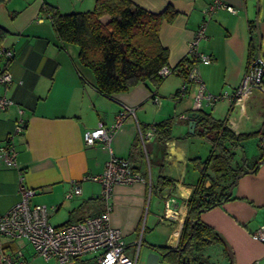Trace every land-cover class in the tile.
I'll list each match as a JSON object with an SVG mask.
<instances>
[{
  "label": "crops",
  "instance_id": "crops-1",
  "mask_svg": "<svg viewBox=\"0 0 264 264\" xmlns=\"http://www.w3.org/2000/svg\"><path fill=\"white\" fill-rule=\"evenodd\" d=\"M71 1L76 5L81 0ZM131 1L151 11H160L167 4L178 11L175 19L163 21L159 30V40L168 49L170 67L183 57L190 58L189 43L202 21H206L205 35L197 49L208 54L211 61L205 64L196 59L195 64L208 92H227L228 96L203 110L223 119L235 134H250L242 143L243 149L237 151V158L244 157L247 169L252 168L264 152L260 145L264 139V77L259 87L239 97L232 95L243 81L251 58H257L256 4L260 55L264 60V0H221L235 11L219 6L209 16L203 11L213 0ZM45 2L61 13L79 10L62 0H0V28L7 31L0 44V71L7 68L12 77L9 85L0 86V95L13 100L10 107L0 111V214L18 201L20 182L35 189L31 202L33 199L50 208L49 222L56 227L95 214L103 207L101 185L82 180V176L101 173L110 153L127 158L133 171L144 179L113 185L110 224L120 230L127 248L139 245L136 264H145L151 250L146 244L178 245L187 214L186 199L201 175L190 160L205 159L211 150L208 140L188 131L189 119L180 117L191 110L198 83L186 82L181 94L178 90L184 76L173 73L157 87L141 82L110 97L99 93L92 71L79 62L78 47L59 40L50 19L41 12ZM107 19V15L101 17L103 21ZM251 43L255 48L249 55ZM8 50L13 52L12 57L7 56ZM152 93L159 97V103L153 101ZM123 105L134 107L135 114L128 115L114 132L110 148L100 141L86 144L83 132L95 128L98 122L110 125ZM168 117L176 124L172 127L173 138L164 141L161 161L162 151L155 135L142 148L138 124ZM20 120L26 127L14 133ZM9 145L15 152L14 163H7L2 156L1 150ZM159 173L172 178L173 185L161 191L152 188ZM72 179L79 180L81 192L66 198ZM164 193L174 199L170 209L178 210L177 216L167 221L160 220L165 209ZM150 194L156 198L147 206ZM229 195L228 200L200 213L201 220L222 239L202 251L206 264H264V243L251 236L264 223V160L254 171L241 174ZM1 243L4 252L22 250L24 264H77L73 260L44 258L26 238L2 236ZM81 262L92 264V255L83 256ZM0 264H4L1 254Z\"/></svg>",
  "mask_w": 264,
  "mask_h": 264
},
{
  "label": "trees",
  "instance_id": "trees-1",
  "mask_svg": "<svg viewBox=\"0 0 264 264\" xmlns=\"http://www.w3.org/2000/svg\"><path fill=\"white\" fill-rule=\"evenodd\" d=\"M41 12L50 19L59 40L78 47L79 62L92 71L94 86L99 93L110 97L114 93L129 91L141 82L157 87L163 80L158 71L168 65V49L159 40V30L163 21L171 22L178 14L171 4L160 11H151L131 0H95L91 9L61 13L45 2ZM104 15L108 16L106 21L101 20ZM250 29L254 30V24ZM6 34L7 31L0 28V44ZM254 48L253 43L249 44V55L254 53ZM255 59L251 58L249 63ZM186 61L194 64L196 58H187ZM174 122L168 117L151 124H138L141 132L151 129L156 136L163 151L161 161L165 153L164 141L173 138ZM192 135L208 140L211 150L205 159L194 157L190 160L201 175L186 199L187 214L179 243L175 248L151 245L166 253L174 264H181L182 257L189 258L190 264L207 263L203 249L222 239L214 228L201 220L200 213L228 200L236 176L254 171L257 162L264 160L262 152L252 168L247 169L249 164L244 157L237 158V151L243 149L242 143L250 134H235L223 119L204 110H200L196 117ZM172 185V178L159 173L157 184L152 188L161 191Z\"/></svg>",
  "mask_w": 264,
  "mask_h": 264
},
{
  "label": "built area",
  "instance_id": "built-area-1",
  "mask_svg": "<svg viewBox=\"0 0 264 264\" xmlns=\"http://www.w3.org/2000/svg\"><path fill=\"white\" fill-rule=\"evenodd\" d=\"M224 6L229 11L234 12L232 6H225L221 0H213L203 11L209 16L217 7ZM205 23L202 21L194 37L189 43L188 54L190 58H196L202 63H209L211 57L203 52L198 51V42L204 37ZM8 57L13 56L11 50L6 51ZM187 57L181 59L176 67L168 65L162 66L158 73L161 77H166L171 73H179L184 76V83L180 86L181 94L186 90V82L195 81L198 87L193 97L191 110H203L207 105H213L215 102L228 96L227 92L213 94L208 92L203 85L197 65L190 64L186 61ZM264 77V63L255 59L247 68L243 81L233 92L232 96L239 97L249 91L252 87L261 85ZM12 77L7 68L0 71V86H7ZM155 103H159V97L152 94ZM13 100L0 95V111L10 107ZM135 114V108L123 105L115 115L114 121L104 126L98 122L93 129H87L83 132L84 142L93 145L100 141L109 147L114 132L121 126L122 122L128 115ZM181 118L186 117L182 114ZM26 123L22 120L15 125L14 133L24 131ZM139 128V126H138ZM153 132L151 129L141 132L139 138L142 146L146 147V141L151 138ZM264 146V139L261 141ZM110 148V147H109ZM3 159L7 163H14L15 152L11 145L1 150ZM82 180H94L100 183V198L103 203L102 209L92 215L85 216L80 220L69 222L63 226L56 227L49 222L50 208L41 203H32L30 198L35 194V189L19 183V199L8 210L0 214V254L4 264H24L22 259V250L18 249L14 253L3 251L1 237L9 238H26L37 254L44 258L55 257L58 261L64 262L73 260L77 264H82L83 256L92 255V264H136L139 245L134 251H128L126 243L118 228L110 224V211L112 208V188L114 184H130L134 181H142L144 178L137 172L133 171L127 158L117 157L110 153L108 160L105 162L101 173L96 175L85 174ZM81 188L79 180L72 179L69 189L65 193L66 198H72L80 194ZM164 203V215L161 221L177 216L178 210L170 209L174 202L173 197L168 194H162ZM170 211V213H169ZM251 236L264 243V223L251 233Z\"/></svg>",
  "mask_w": 264,
  "mask_h": 264
},
{
  "label": "water",
  "instance_id": "water-1",
  "mask_svg": "<svg viewBox=\"0 0 264 264\" xmlns=\"http://www.w3.org/2000/svg\"><path fill=\"white\" fill-rule=\"evenodd\" d=\"M257 13H258V4H256V16H255V28H256V33H257V58L256 59H258L262 63H264V60H262L261 55H260L261 36L259 34V29H258V15H257ZM198 115H199V111H197V110H190L186 114V117L189 119L188 131L190 133L194 132V127L196 125V117ZM260 162H261V160L257 162V165ZM249 171H251V170H249ZM239 176L240 175L236 176V181L239 178ZM146 246L150 247L151 250L146 255L145 264H165V261L169 262L170 264H174V263H172V261L169 260V257L167 256L166 253H163L161 251L154 249L153 247H151L150 244H146ZM172 248H175V247H172ZM180 261H181V264H190L189 258L182 257L180 259Z\"/></svg>",
  "mask_w": 264,
  "mask_h": 264
},
{
  "label": "rangeland",
  "instance_id": "rangeland-1",
  "mask_svg": "<svg viewBox=\"0 0 264 264\" xmlns=\"http://www.w3.org/2000/svg\"><path fill=\"white\" fill-rule=\"evenodd\" d=\"M70 5H72L71 7H74L76 6V9H79V10H74L75 11H84V9H91L95 3V0H81V1H77L76 5H74V3L71 1V0H62ZM74 2H76V0H73ZM89 2V3H87ZM74 5V6H73ZM82 9V10H81ZM173 74V73H171ZM175 123V122H174ZM176 124V123H175ZM174 125V124H173ZM255 141V140H254ZM253 141V142H254ZM251 163V161H250ZM156 196H154V194H150L148 197H147V201H146V204L147 206L149 205V202L152 200H155ZM32 203H36L35 200L32 199ZM158 205H159V209L161 210V214L163 213V203H162V200L159 199L158 201ZM208 247V246H207ZM205 247L203 249V251L207 248ZM128 251H134V246H130L129 248H127Z\"/></svg>",
  "mask_w": 264,
  "mask_h": 264
},
{
  "label": "flooded vegetation",
  "instance_id": "flooded-vegetation-1",
  "mask_svg": "<svg viewBox=\"0 0 264 264\" xmlns=\"http://www.w3.org/2000/svg\"><path fill=\"white\" fill-rule=\"evenodd\" d=\"M160 148V147H159ZM209 183V181H206V184H208Z\"/></svg>",
  "mask_w": 264,
  "mask_h": 264
},
{
  "label": "bare ground",
  "instance_id": "bare-ground-1",
  "mask_svg": "<svg viewBox=\"0 0 264 264\" xmlns=\"http://www.w3.org/2000/svg\"><path fill=\"white\" fill-rule=\"evenodd\" d=\"M169 213H170V211H169Z\"/></svg>",
  "mask_w": 264,
  "mask_h": 264
}]
</instances>
